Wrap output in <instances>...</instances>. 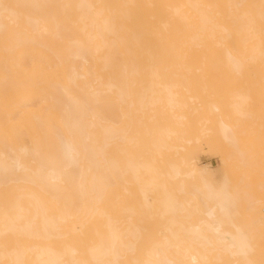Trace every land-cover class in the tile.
<instances>
[{"label":"bare ground","instance_id":"6f19581e","mask_svg":"<svg viewBox=\"0 0 264 264\" xmlns=\"http://www.w3.org/2000/svg\"><path fill=\"white\" fill-rule=\"evenodd\" d=\"M243 68L264 0H0V264H256Z\"/></svg>","mask_w":264,"mask_h":264},{"label":"rangeland","instance_id":"374dc122","mask_svg":"<svg viewBox=\"0 0 264 264\" xmlns=\"http://www.w3.org/2000/svg\"><path fill=\"white\" fill-rule=\"evenodd\" d=\"M248 15L249 14L246 13V16H248ZM243 69H247V68H243ZM239 70H236V71H239ZM225 71H226L225 72L226 74L224 73L222 76H220L218 78H215V79H218V82L219 83H221V85L219 84V87L220 88H226L224 92L232 91L233 90V92L236 93V91H234V89L235 90L239 89L241 91H239L238 94L241 93L240 95H242V93L244 94L246 92L245 95L248 94V95H246V97L248 96L247 98H249V99L251 98L250 99L251 101H255V99L257 98L258 100L256 99V102H258L261 99L262 91L264 93V76H263L264 71H262L263 73L261 72V75H260V73L257 70L255 72L254 70H251V69L250 70L249 69L245 70L246 73H244L245 71L242 70V73H244V75L241 74V70L238 73L235 70H225ZM248 71H249V73H247ZM231 72H233V74ZM249 74H253V75H249ZM254 74H256V75H254ZM228 75H230V76H228ZM215 79H212V80H215ZM229 88H234V89L231 90ZM243 88L245 90H247V89L248 90L247 91H244ZM256 89L257 90H260L261 89L260 90L261 91V94L258 93V91H256ZM254 93H256L257 95L256 94L254 95ZM251 95H252V97H251ZM262 96H264V95L262 94ZM252 99H254V100H252ZM263 99H264V97H263ZM261 100L259 101V103L261 102ZM256 123L258 124V122H256ZM257 124H254L253 125V126H256L255 128L252 125H251V128L249 127V125H247L246 129L248 127L250 129H255L254 131H256V133H257L256 135H258V132L259 133H261V132L263 133L264 130L262 128H264V125H261L262 123H259V125H257ZM244 126H246V125H244ZM260 127H261V129H260ZM249 128L247 130H249ZM258 129H260V130L257 131ZM251 131H252L251 133L253 134L254 131L253 130H251ZM259 136H261V135H259ZM262 137H263V135H262ZM26 140H28V141L26 142ZM24 142L26 144H29V142H30L29 138L28 137H25ZM202 149H203L202 151L197 152V157L199 156V161H198L199 162V166H204V165L207 164V165H210V166L214 167L215 170L213 171V174H214L215 177L218 178L219 177V174H220V167H221V165H220V163L218 161V154L216 152L215 153L214 152H211L210 153V151H208L205 146H202ZM199 153H201V154H199ZM261 156L259 157V159L260 158L262 159V161L260 159V161L262 163L257 160L258 161V164L260 163L261 166L259 167V165L257 164V162H256V165H258V166L255 165L256 167L260 168V169L257 170L258 173H259V175L257 174V177H258V180L259 181L258 180H255V181H258V183H259V184L257 182L255 183V184H258L259 189H258V186L256 187L255 185H251L250 187H248L249 185H241V186L240 185H237V187L240 188V195L246 194L248 192H258V191H256L258 189L259 190V193L261 192L263 194V196H264V187L263 186H260L261 183L264 185V182H263L264 181V178H263L264 175H262L263 174L262 171H264V168L263 169L261 168V167H264L263 166V164H264V161H263L264 160V157L263 156L264 155H261ZM260 170H261V173L262 174L260 173ZM259 176H261V177L259 178ZM257 177H256V179H257ZM240 180H241L240 176L234 175L230 179V183H235L236 181L239 182ZM260 181H262V182H260ZM230 186H235V185H230ZM251 187L253 188L252 191L250 190ZM242 191H244V192L242 193ZM252 206L256 208V214H254L252 217H254L255 219H257V218L262 219V220H260V222H257L258 219L255 221V223L258 226V228H261L262 226L258 225V223H261L262 225L264 224V210H262V209H264V206L261 205V201H257V200H256L255 203L252 204ZM242 224H244V225H246L248 227V225L250 223H248V221H245V222H242ZM250 235L254 238V243L252 244L253 245V251L251 253L252 258L255 260L256 264H264V227L262 229H260V230H256L255 233L250 234Z\"/></svg>","mask_w":264,"mask_h":264}]
</instances>
